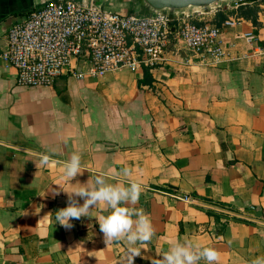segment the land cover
<instances>
[{"label":"crops","instance_id":"obj_1","mask_svg":"<svg viewBox=\"0 0 264 264\" xmlns=\"http://www.w3.org/2000/svg\"><path fill=\"white\" fill-rule=\"evenodd\" d=\"M46 1L0 0V43ZM76 1L141 11L136 0ZM256 2L196 14L195 22H243L224 30L219 58L175 40L165 63L149 69L150 84H140L146 68L124 66L98 79L62 75L27 87L0 56V264H130L123 241L105 243L101 207L71 229L56 223L68 205L64 190L98 175L142 185L134 207L149 215L155 235L134 264H160L171 242L185 238L216 249L218 264L264 257V0ZM73 153L82 174L70 185L62 167ZM124 167L133 172L127 179L115 175ZM253 206L261 216L245 210Z\"/></svg>","mask_w":264,"mask_h":264},{"label":"built area","instance_id":"obj_2","mask_svg":"<svg viewBox=\"0 0 264 264\" xmlns=\"http://www.w3.org/2000/svg\"><path fill=\"white\" fill-rule=\"evenodd\" d=\"M200 13L142 16L76 0H47L10 27L0 56L16 68L17 84L27 87L51 86L62 75L98 79L124 66L134 72L153 69L165 63L168 50L180 39L206 57L219 58L224 55L222 33L243 18L195 22ZM243 36L251 42L256 37L253 32Z\"/></svg>","mask_w":264,"mask_h":264},{"label":"clouds","instance_id":"obj_3","mask_svg":"<svg viewBox=\"0 0 264 264\" xmlns=\"http://www.w3.org/2000/svg\"><path fill=\"white\" fill-rule=\"evenodd\" d=\"M48 162V156L41 160V164ZM78 174H82L81 156L73 153L63 164L62 179L73 185L70 181ZM115 175L127 179L133 172L129 167H124ZM64 191L68 194V205L55 213L56 223L71 229L73 220L90 217L92 209L101 207L107 214L99 215L97 222L105 243L123 241L127 245L130 264H134L143 246L150 243L155 235L149 215L143 209L134 207L142 193L141 183L135 180L109 183L105 176L98 175L94 181L88 180L84 184L77 182L71 192ZM74 197L83 199V204H79ZM219 259L220 254L216 249L185 238L183 241L171 242L160 264H200L201 261L205 264H218ZM251 264H264V257L253 259Z\"/></svg>","mask_w":264,"mask_h":264},{"label":"water","instance_id":"obj_4","mask_svg":"<svg viewBox=\"0 0 264 264\" xmlns=\"http://www.w3.org/2000/svg\"><path fill=\"white\" fill-rule=\"evenodd\" d=\"M140 6V12H133L142 16L153 13H170L173 15L187 13L188 10L203 11L216 4L231 2L232 6L241 4L244 0H136ZM256 2L258 0H249ZM8 44L6 41L0 43V48L5 51ZM258 216L262 215V210L258 206L245 209Z\"/></svg>","mask_w":264,"mask_h":264},{"label":"trees","instance_id":"obj_5","mask_svg":"<svg viewBox=\"0 0 264 264\" xmlns=\"http://www.w3.org/2000/svg\"><path fill=\"white\" fill-rule=\"evenodd\" d=\"M145 83H149V84L152 83V77L149 72V69L147 68L145 69L144 78L140 79V84H145Z\"/></svg>","mask_w":264,"mask_h":264}]
</instances>
